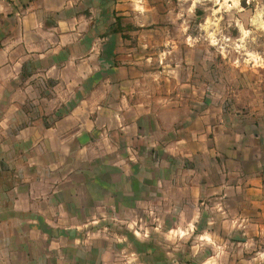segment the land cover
Returning <instances> with one entry per match:
<instances>
[{
	"label": "crops",
	"instance_id": "obj_1",
	"mask_svg": "<svg viewBox=\"0 0 264 264\" xmlns=\"http://www.w3.org/2000/svg\"><path fill=\"white\" fill-rule=\"evenodd\" d=\"M147 7L0 0V264L58 260L74 229L137 212L145 264H264V113L171 95L111 18Z\"/></svg>",
	"mask_w": 264,
	"mask_h": 264
},
{
	"label": "rangeland",
	"instance_id": "obj_2",
	"mask_svg": "<svg viewBox=\"0 0 264 264\" xmlns=\"http://www.w3.org/2000/svg\"><path fill=\"white\" fill-rule=\"evenodd\" d=\"M144 2L146 17L111 18L115 30L125 31L126 45L139 57L151 58L153 71L161 75L163 68L171 95L183 94L191 108L205 109L213 102L220 115L264 113V0ZM46 104L28 101L27 108L34 112ZM103 219L83 233L74 229L83 245L79 240L77 246H61L58 260L41 264H145L146 213H106ZM66 254L69 259L61 258Z\"/></svg>",
	"mask_w": 264,
	"mask_h": 264
}]
</instances>
